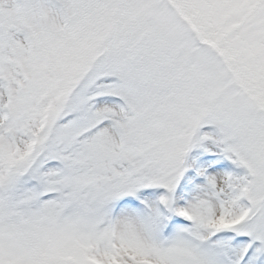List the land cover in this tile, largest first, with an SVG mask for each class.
<instances>
[{
    "label": "snow or ice",
    "instance_id": "6c2138e0",
    "mask_svg": "<svg viewBox=\"0 0 264 264\" xmlns=\"http://www.w3.org/2000/svg\"><path fill=\"white\" fill-rule=\"evenodd\" d=\"M0 264H264V0H0Z\"/></svg>",
    "mask_w": 264,
    "mask_h": 264
}]
</instances>
